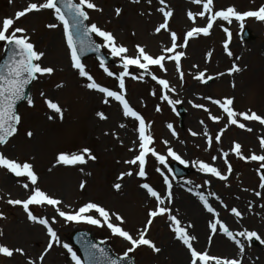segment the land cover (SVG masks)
<instances>
[{"label": "rangeland", "instance_id": "obj_1", "mask_svg": "<svg viewBox=\"0 0 264 264\" xmlns=\"http://www.w3.org/2000/svg\"><path fill=\"white\" fill-rule=\"evenodd\" d=\"M28 2L30 0H11V2L0 0V21L6 17H14L15 12L22 10ZM166 2L174 12L170 20V29L182 37L193 26L187 19V11L201 10V6L192 4L191 0H166ZM95 3L103 11L88 10L90 14L88 23H96L111 31L117 43L129 49V56H135L136 45L144 46L153 56L162 54V49L171 46L168 32L163 30L158 34L154 32V28L162 22V14L156 11L160 6L158 0H152L151 5L147 0H140L139 4H134L131 0H95ZM261 5H264V0H214L215 10L235 6L239 11H247L257 9ZM117 7L122 9L119 17L115 15ZM52 22H56L53 14L50 10H44L40 13L28 14L15 24L16 27L27 29V34L37 49L45 53L42 58L43 64L55 67L56 71L50 77L46 76L34 81L31 91L34 106L29 107L25 103L20 108L22 122L19 131L7 145L0 146V152H4L10 158L33 163L39 177V187L61 199L62 210L73 211L86 202H97L120 214L125 221L124 229L133 235L143 228L147 220V212L156 205L154 198L149 197L140 184L149 183L160 193H165L163 177L156 171L159 168L172 183L173 201L167 206L172 210V214L177 215L181 220L182 226L191 223L193 227L188 230L196 236L197 218L202 216L203 230L199 231L201 235L196 236L198 240L195 242L198 250L207 248L213 255L238 258V249L222 233L214 236L209 243L208 222L211 214L203 208L198 197L194 195L195 191H203L205 195L215 193L220 197V201H217L209 196V202L217 209L220 218L230 230L233 232L244 229L254 230L264 238V207H262L264 198L254 195L255 191H260L264 195V189L259 188L258 162L240 160L230 151L235 141L241 143L245 154L253 152L264 154L259 147V138L264 136V126L258 122H246L247 126L253 128V132H247L229 125L221 137V142L216 143L214 137L227 124V116L217 105L204 99L209 96L221 100L232 97L234 110L251 109L257 114L264 115V22L246 18L241 28V22L234 19L231 23L217 20L209 36L201 35L193 38L187 48L178 49L186 53L181 60L183 81L180 80L172 61L165 62L166 73L158 68H150V71L160 78L167 79L170 86L175 88V92L168 93L170 99L182 101L175 105V108L160 98L161 86L150 76L144 75L143 80H133L131 75L125 78L126 99L144 117L148 125V133L154 141L151 147L165 156H167V147H171L189 162L185 166L191 173L177 180L168 169L178 161L170 157L167 159L168 167L164 168L149 154L145 178L135 175L138 171L137 166L125 163L139 150L138 122L133 118L124 117L118 102L110 100L105 104L102 102L103 94L84 86L87 81L79 77L71 68L62 26L54 30L45 27L47 23ZM205 24L206 18L197 17L196 26ZM224 28H228L231 32L230 38L224 32ZM245 31L251 34L248 40L243 39ZM95 39L101 43L100 38L95 37ZM225 40H229V51L232 56H229L223 47ZM102 50L111 56L108 49L102 48ZM3 52L4 47L0 45V58ZM208 52L212 53L210 58L207 56ZM113 58L114 63L106 66L118 75L123 70L121 61ZM82 63L98 83L111 90H118L115 76L109 77L100 68L99 61L88 58ZM233 64L240 67L241 71L229 75L228 69ZM193 65L198 67L194 68ZM199 71H205L206 77L212 76L214 79L206 83L195 80L193 77ZM129 72L138 76L142 70L130 66ZM218 73L224 75L219 76ZM57 84L63 86L58 88ZM233 84L235 87L232 86ZM41 92L45 94L44 97H41ZM45 98L60 105L63 110L62 118L47 107L44 103ZM190 100L193 103L204 104L212 115L221 118L220 121L210 120L208 113L194 108L189 103ZM157 106L161 109L159 112L156 111ZM99 112L104 113L107 119L101 120L97 115ZM50 115L54 117L52 120L48 119ZM121 124L124 127H120ZM168 124L173 125L172 130L177 133L176 137L167 127ZM205 130L213 138L210 148L207 145V137L203 135ZM27 131H32L33 137L28 138ZM192 131L197 132L198 135L192 136ZM164 141H168V144L165 145ZM82 148H89L97 159L76 166L56 164L59 153L78 152ZM221 149L229 152L228 160L233 169L228 180L220 181L191 166L193 161L212 162L211 157L217 156L214 166L227 174V166L220 158ZM129 170L134 173L133 176L119 179L121 173ZM205 180L210 181V184L206 185ZM81 181L85 182L84 189L79 187ZM25 182H27L25 178H17L0 169V213L6 217L0 219V231L4 233V236L0 237V243L22 247L28 253V258H35L43 252L49 240L46 230L41 225L28 221L22 206H12L6 202L8 199L27 198L30 193L21 186ZM116 183L121 184L120 190L114 188ZM196 185L202 187L196 188ZM188 188H192L193 191L189 192ZM221 201L227 204L228 208L222 207ZM250 203L252 206L249 209ZM231 207L238 208L243 213V217L237 218L232 215L229 211ZM30 210L38 217L49 220L52 217L56 218L57 222L52 226L61 244L68 243L72 247L70 234L84 230L109 245L117 257L122 256L130 246L122 238L113 236L106 226L65 222L50 205H31ZM113 223L118 222L113 219ZM169 225L170 221L167 220L166 215L157 217L147 234V238L161 248L160 253H153L147 246H141L129 256L134 257L137 264H190V254L174 238ZM37 241L41 242L38 244ZM244 243L246 250L243 264H264V244L255 240ZM73 250L79 256L78 251L75 248ZM0 264H26V258L19 254L12 259L0 257ZM44 264H72V261L66 249L54 245L46 255Z\"/></svg>", "mask_w": 264, "mask_h": 264}, {"label": "snow or ice", "instance_id": "obj_2", "mask_svg": "<svg viewBox=\"0 0 264 264\" xmlns=\"http://www.w3.org/2000/svg\"><path fill=\"white\" fill-rule=\"evenodd\" d=\"M11 2V0H9ZM134 4H139L140 0H131ZM149 5L152 4V0H147ZM159 7L156 11L162 14V22L159 23L155 28V33H160L162 30L168 32L170 35V47L162 49V54L153 56L146 51L144 46L136 45L135 56H129V49L118 44L115 35L107 29L98 26L96 23H85L90 20V14L88 10H94L96 12H102L95 0H30L27 5L17 12L14 17H6L0 21V45L4 47V54L6 59L0 64V146H5L9 143V140L17 135L19 131V125L22 122V116L17 111V104L20 101H26L29 107L34 106V99L31 95L26 93V88L33 82L42 77L52 76L56 69L50 65L43 64V57L45 53L37 49L36 45L31 41V37L27 34V29L24 27H16L15 24L21 18L31 13H40L44 10H50L54 16L56 22L47 23L46 28L50 30L57 29L62 26L63 36L66 41L67 48L70 55L71 68L74 69L78 76L85 79L87 83L84 85L89 90H95L103 94V103L108 104L110 100L116 101L122 108V114L124 117L133 118L138 122V142L139 150L138 153L130 160H126L125 163L128 165H135L138 167V171L135 175L140 178L147 176L146 163L149 154L154 157L160 165L167 168V159L170 157L174 161H178L182 165H187L189 162L183 159L176 151L171 147H167V156L158 153L153 145V137L148 133V125L145 122L144 117L134 109L130 102L126 99L125 92V78L131 75L133 80H143L144 75L151 77L159 86H161L162 95L160 98L166 101L168 104L175 108V105L182 103L181 100L170 99L168 93L175 92V88L170 86L167 79L160 78L150 68H158L161 72L167 71L165 67L166 61H172L175 64V70L179 74L181 81L184 79V73L181 70V60L185 57L184 51L178 49L187 48L189 41L193 38H197L201 35L209 36L210 31L217 20L226 21L231 23L233 19L241 22V28L243 27V21L246 18H254L257 21L264 22V5H261L257 9L239 11L235 6H229L226 9L215 10L214 0H191L192 4L201 6V10L191 11L188 10L186 15L187 19L192 22L193 26L187 30L182 37L178 36L177 32L170 29V20L174 15L173 9L169 7L166 0H158ZM122 9L115 8V15L120 16ZM144 15V13H140ZM151 15V13H148ZM197 17L206 18V24L204 26H196ZM224 32L231 37V32L228 28L223 29ZM93 35L100 38L101 43H96L93 40ZM223 47L229 56H232L229 51V40H225ZM101 48H106L110 52L112 57L118 58L121 61L122 71L116 75L110 71L106 66L103 58H99V66L109 76H115L118 81V90H111L106 86H102L98 83L93 75L89 73L86 66L81 61V55L87 51L99 52ZM210 58L211 52L207 53ZM239 59V57H237ZM135 66L137 69L142 70L140 75H132L129 72V67ZM194 68L198 67L193 65ZM206 71V70H205ZM205 71H199L194 75V79L202 83H206L209 80L214 79L212 76H205ZM241 69L236 64H233L228 69V74L240 72ZM217 75L223 76L224 73H218ZM58 88L62 87V84L56 85ZM235 87V84L232 85ZM156 93H153L155 95ZM41 97H44L43 92L40 93ZM204 99L210 101L211 104L217 105L220 109L226 113L227 124L224 128L215 135L214 139L216 143L221 142V137L226 131L229 125L236 126L239 129L247 132H253V128L247 126L246 122H258L261 126H264V115L257 114V112L248 109L246 111L234 110V98L226 97L223 100L213 99L212 97H204ZM44 103L47 107L52 110L55 114L63 117V110L58 103L53 102L51 99H44ZM190 104L194 108L202 109L208 113L209 119L213 122H219L220 117L212 115L209 108L204 104L193 103L191 100ZM161 109L157 106L156 111L159 112ZM101 120H106L107 116L104 113H97ZM54 117L49 116L48 119L52 120ZM203 124V121H201ZM120 127H124L123 124ZM169 130L173 129L172 124H168ZM32 131H27L26 136L28 138L33 137ZM172 135L177 136V133L172 130ZM192 136H197L198 133L195 131L191 132ZM203 135L207 137V145L210 148L213 143V138L209 135L207 130L204 131ZM165 145L168 141H164ZM259 147L264 152V136L259 138ZM133 149H130L132 151ZM231 153L243 161L258 162L259 168V188L264 189V154H245L242 151V145L239 142H233ZM229 152L220 150V158L223 159L224 164L227 166L225 174L218 167L214 166V162L217 160V156H212V162H205L203 160L193 161L192 167L198 168V170L208 176L215 177L220 181L228 180L233 169L231 163L228 160ZM97 157L92 154L89 148H82L78 152H61L56 157V164L63 166H76L87 163L88 160L95 161ZM0 169H4L7 172L13 174L17 178H25L27 182L22 183V187L27 190L30 194L26 199H8L6 202L12 206H22L24 212L27 214L28 221L41 225L47 233L49 240L43 252L38 257L28 258V253L22 247L9 246L6 243H0V257L12 259L15 255L19 254L21 257L26 258V264H44L46 255L49 254L50 250L53 249L54 245H60L63 249H66L70 255L72 264H83L80 256L73 250L68 243L61 244L60 238L53 226L57 221L55 217L51 220L44 217H38L33 214L30 210L31 205H50L54 208L57 215L62 218L65 222H76V223H87L97 227H107L113 236L122 238L130 246L123 252V255L117 259H111L104 248L99 247L97 244L85 242V247L89 257L95 261L97 252L106 258L107 264H122L127 261L129 254L134 253L141 246H147L153 253H160L161 248L157 247L155 242L147 238L150 226L153 224L155 218L161 216H167V220L170 221L169 227L174 233V238L179 241L190 254V264H243V256L245 254V243L244 241H259L264 244V238L261 237L254 230H241L233 232L226 225L225 222L220 218V213L217 209L209 202V196L214 197L217 201H220V197L215 193H208L205 195L203 191H195L194 195L198 197L203 208L211 214V218L208 222V228L210 229V235L208 237L209 243H211L214 236L217 234H223L229 241L234 243L238 249V258L221 257L218 255L210 254L207 248L198 250L195 246V242L198 238L191 234L188 229H191L193 225L189 223L187 226H182L181 220L178 219L177 215L172 214V210L167 206L172 203V183L167 175L161 169L157 168L156 171L160 172L163 177V184L166 186L165 193H160L154 186L149 183H142L140 187L146 191V194L154 198L156 205L154 209L147 212V220L141 230H138L135 235L125 230L123 224L125 223L124 218L105 206L89 201L84 203L78 209L73 211H64L61 209L63 201L58 199L39 187V177L34 169L33 163L25 160L20 161L15 158H10L4 152H0ZM51 170V169H50ZM171 171V169H168ZM131 170L120 174L119 179H123L124 176H133ZM190 183V182H188ZM206 185L210 184V181L205 180ZM80 189L85 188V182L81 181L79 185ZM121 184H114L116 190L121 189ZM196 188L202 187L196 185ZM192 192V188L187 189ZM247 191V189H244ZM256 197L264 198V195L260 191H255ZM238 199V197H237ZM221 206L228 208L227 204L221 201ZM249 204V209L251 208ZM264 207V205H262ZM230 213L237 218H242L243 213L236 207L229 209ZM3 213H0V219H4ZM113 219L118 223H113ZM4 233L0 231V237H3ZM239 237V238H238ZM95 250V251H93Z\"/></svg>", "mask_w": 264, "mask_h": 264}, {"label": "water", "instance_id": "obj_3", "mask_svg": "<svg viewBox=\"0 0 264 264\" xmlns=\"http://www.w3.org/2000/svg\"><path fill=\"white\" fill-rule=\"evenodd\" d=\"M85 23H87V22H85ZM245 37H249V33H248V32L245 34ZM92 38H93V37H92ZM93 40H94V38H93ZM94 41H95V40H94ZM89 56H95V57H97L98 59H99V58H103L104 61H105L106 63H110V62H111V58L108 57V56H106V55H104V53L101 51V49H100L99 52L87 51V52H85V53H83V54L81 55V59L84 60V59H86V58L89 57ZM4 59H6L5 54L3 55L2 59L0 60V64L3 63ZM31 85H32V83H31V84L26 88V90H25L26 93H27L28 95H30ZM24 102H25V101H20V102H18V104H17V111H18V108H19ZM174 170H175L176 175H177L178 177H184V176H186V175L189 174V171L186 170V169H184V168H183L182 166H180V165H175V166H174ZM87 236H88V235H87ZM74 244L77 245V246H79V247H81V243H80L79 238H75V240H74ZM98 246L101 247V248H104V249L106 250V252H107L108 254H110V251H109L108 248L104 247V246H103L102 244H100V243H98ZM81 250H82V248H81ZM82 251H83V250H82ZM82 255H83V259H84V264H94L90 258H87V257L85 256V254H82ZM110 258H111V257H110ZM122 264H135V263H134V260H133V259L128 258V260L122 262Z\"/></svg>", "mask_w": 264, "mask_h": 264}, {"label": "bare ground", "instance_id": "obj_4", "mask_svg": "<svg viewBox=\"0 0 264 264\" xmlns=\"http://www.w3.org/2000/svg\"><path fill=\"white\" fill-rule=\"evenodd\" d=\"M197 224H198V231L196 232V236L199 237L201 234H199V231L203 230V226H202V216L200 215L197 218ZM41 241H37V243L39 244Z\"/></svg>", "mask_w": 264, "mask_h": 264}]
</instances>
